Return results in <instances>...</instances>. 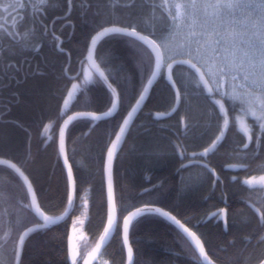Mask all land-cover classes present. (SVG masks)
<instances>
[{
  "label": "snow or ice",
  "instance_id": "1",
  "mask_svg": "<svg viewBox=\"0 0 264 264\" xmlns=\"http://www.w3.org/2000/svg\"><path fill=\"white\" fill-rule=\"evenodd\" d=\"M109 7L112 12L104 19ZM120 7L118 3L93 4L92 0H0V92L27 82L30 77L51 79L58 85L56 91L47 83L31 90L34 99L25 106L33 118L30 122L13 121L24 133L22 147L17 148L7 134L0 137V264H33L26 257L37 235L55 231L61 222L66 224L65 217L78 208L87 216L89 192L82 187L84 181L75 159L79 137L74 138V130L81 123L88 125L90 133L110 125L97 154L102 183L106 180L107 224L99 242L86 251L75 242L77 226L83 225L84 220L80 216L73 219L71 233L65 231L62 238H66L65 264H93L98 254H104L102 247L110 237H120V258L101 260L100 264H137L131 237L142 221L151 217L175 226L193 264H221L206 248L199 223L178 218L172 209L158 203L159 186L145 188L139 202L124 188L117 192L115 163L127 145L138 114L148 111L151 118L149 105L159 100L154 85L161 81L169 93L163 114L176 121L171 130L175 138L171 155L178 156L181 173L201 169L195 186L207 182L215 190L224 183L210 166V157L233 134L231 153L237 162L228 167L242 169L250 177L242 182L248 193L243 201L252 212L246 222L255 221L260 230L258 245L264 246V0H160L159 4L138 0L123 5L131 11L128 18L113 19ZM145 8L150 10L146 26L142 19ZM78 24L88 25L89 31L73 50L69 43ZM65 31L68 35L61 39ZM117 38H126L132 49L139 81L125 73L107 47L109 40ZM49 45L63 62L49 72L45 58V69L41 71L37 65L33 71L29 56L42 54ZM96 92L103 93L102 100ZM17 96L22 94L15 93L14 99ZM15 102L24 103L23 99ZM201 102L208 105V110L197 115L194 109ZM5 108L0 111V120L7 125L11 107ZM155 115L159 118L162 113L158 110ZM205 117L209 125L199 136L203 143L198 152L190 144L197 137L190 132ZM213 125L214 131L208 135ZM41 130H57L58 140L55 135L43 136ZM34 136L40 144L50 142L55 152L51 175L57 182L59 203L49 204V193L31 179ZM69 143L73 144L71 154ZM249 160L259 162V175L251 174ZM14 180L23 193L18 198L10 191ZM232 180L240 183L236 176ZM193 186L183 182L182 190ZM221 199L224 206L213 205L216 211L209 209L205 215L209 222L223 221L228 228L229 214L232 212L234 218L235 212L223 192ZM58 210H62L61 215H56ZM255 264H264V251L255 258Z\"/></svg>",
  "mask_w": 264,
  "mask_h": 264
},
{
  "label": "trees",
  "instance_id": "2",
  "mask_svg": "<svg viewBox=\"0 0 264 264\" xmlns=\"http://www.w3.org/2000/svg\"><path fill=\"white\" fill-rule=\"evenodd\" d=\"M137 2L138 0H92L93 4L101 3L109 6L113 3L120 4L121 7L112 15V18L117 20H125L131 15L130 9L123 7L124 4ZM150 2L153 0H145V3ZM154 2L159 4L157 0ZM109 12H112L110 7L104 13V19L108 18ZM149 16L150 10L145 8L142 16L145 26L149 22ZM57 29V35H59V25H57ZM88 31V25L78 24L69 47L75 50L80 44L82 36ZM67 35L68 32L65 31L64 36L60 38L65 39ZM107 47L113 51L117 64L123 65L125 73L132 80L139 81L140 73L136 68L133 51L127 44L126 38L109 40ZM45 58H47L49 72H54L63 62V59L49 45L42 54L29 56L32 70L36 71L37 65H39L40 70L43 71L46 67ZM73 62L78 67L75 64V57ZM40 83H47L53 91H56L58 87L54 80L40 81L30 77L27 82L18 86L13 84L10 89L0 92V111L6 110L5 106L10 105L11 107L7 125L3 120H0V137L7 134L17 148L24 144V133L14 126L13 121H31L32 113L25 105L34 99L31 90ZM163 84L164 81H161L154 86L155 95L159 97V100L149 105L152 112L151 118L148 111L139 114V119L135 121L128 134L127 145L121 153L120 159L115 163L114 182L118 194L119 190L124 188L126 194L130 193L139 202L143 198L140 194L144 192L145 188H152L153 185L159 186L158 203L172 209L174 214H178V218L190 219L191 224L199 223V232L204 234V239L207 241L206 248L219 259L221 264H255V258L261 251H264V246L258 245L260 230L255 221L246 222L252 217V212L243 201L248 193L244 190L246 186H243L242 182L250 177L242 169L230 171L226 168L228 164L237 162V157L231 153L233 134H230V140L224 144V147L210 157V166L217 170L224 183L215 190L207 182L195 186L196 178L202 175L201 169L192 168L188 172L181 173L178 156L171 155L172 142L175 139L171 130L176 123L175 119H159L155 115L158 110L164 113L169 100V93ZM17 92L22 96H17L15 99H23L24 103L15 102L14 95ZM95 95L101 100L103 99L102 92H96ZM52 104L54 107L55 100ZM194 110L197 115L202 114L208 110V105L201 102L200 106L195 107ZM193 123L194 121L190 117L189 124ZM208 125L209 121L205 117L199 121V127L190 132V135L197 137L190 144L198 152L202 151L199 145L203 143L199 136L208 129ZM106 127H110V125H102L90 133L88 125L81 123L74 130V138L79 137L75 145L78 153L75 159L84 181L82 187L89 192V211L85 217L82 215V209L78 208L71 214L66 224L65 222L61 223L55 231L49 232L47 235H37L32 240L31 251L26 257L33 264H65L66 238H62L65 231L71 232L72 220L77 216L84 220L83 225H78L76 229L79 248L90 251L95 243L99 242V235L103 231V226H106L107 213L105 180L102 183L97 154L106 139ZM212 131H214V125L208 131V135H211ZM41 132L43 133L42 130ZM51 135H55L58 139L57 130H53ZM43 147L44 144H40L34 136L32 140L34 163L29 166V170L33 172L31 179L36 181L38 187L49 193V204L59 203L60 194L56 190L57 182L51 175L56 162L55 152L51 143L45 148ZM38 148L39 151H37ZM72 148L73 144L69 143L70 154ZM191 150L190 148L189 155H191ZM248 162L252 165L249 170L251 174L259 175V162L253 160ZM185 163L188 162L185 161ZM233 176L238 177L240 183L234 182ZM2 180L3 175L0 174V181ZM183 182H191L194 186L188 190H182ZM10 191L17 198L23 195L15 180ZM222 192L227 197L228 205L235 212L234 218L233 213L230 212L229 227L226 230L221 221L219 223L209 222L205 215L209 209L216 211L213 205L224 206L225 201L221 199ZM79 203L78 201L77 204L79 205ZM2 207L3 205L0 204V208ZM61 214L62 210L56 212V215ZM2 235L3 233L0 231V236ZM181 236L182 234L178 235V230L173 225L161 218L144 219L131 237L137 264H193L191 256L187 252V245ZM119 248L120 237H114L104 251V259L118 260L120 258Z\"/></svg>",
  "mask_w": 264,
  "mask_h": 264
},
{
  "label": "water",
  "instance_id": "3",
  "mask_svg": "<svg viewBox=\"0 0 264 264\" xmlns=\"http://www.w3.org/2000/svg\"><path fill=\"white\" fill-rule=\"evenodd\" d=\"M155 86V85H154ZM139 115V114H138ZM159 118H162V119H166L167 118V116L166 115H164V114H162ZM133 126V125H132ZM132 126H131V128H132ZM131 130V129H130ZM227 169H229V170H238V168H229V167H227ZM105 182H106V180H105ZM70 212H71V210H69ZM69 217V216H68ZM68 217H65V220L68 218ZM208 220V219H207ZM112 238L113 237H110L109 238V240H107V241H105V244L103 245V247H102V252L105 250V248L108 246V244L110 243V241L112 240ZM79 239V238H78ZM78 239L76 238V240H75V242H76V244L78 245ZM100 256V254H98V256H97V258ZM96 258V259H97ZM96 262V260L95 261H93V264Z\"/></svg>",
  "mask_w": 264,
  "mask_h": 264
},
{
  "label": "bare ground",
  "instance_id": "4",
  "mask_svg": "<svg viewBox=\"0 0 264 264\" xmlns=\"http://www.w3.org/2000/svg\"><path fill=\"white\" fill-rule=\"evenodd\" d=\"M163 114V113H162ZM159 119H162V118H159ZM166 119H168V118H166ZM228 167V166H227ZM105 186H106V182H105ZM26 187V186H25ZM71 216V215H70ZM69 216V217H70ZM69 217L66 219V221L69 219ZM222 223H223V221H221ZM61 223H64V222H61ZM60 223V224H61ZM106 224H107V222H106ZM224 226V225H223ZM175 227V226H174ZM224 229L226 230L227 228H225L224 227ZM71 233V232H70ZM114 238V237H113ZM112 238V239H113ZM112 241V240H111ZM110 241V242H111ZM78 246V248H79V245H77ZM106 249V248H105ZM105 251V250H104ZM104 251H103V253H104ZM134 257H135V253H134ZM101 259H104V257H103V255H100L97 259H96V262L94 263V264H100V261H101ZM81 264H82V262H81Z\"/></svg>",
  "mask_w": 264,
  "mask_h": 264
},
{
  "label": "flooded vegetation",
  "instance_id": "5",
  "mask_svg": "<svg viewBox=\"0 0 264 264\" xmlns=\"http://www.w3.org/2000/svg\"><path fill=\"white\" fill-rule=\"evenodd\" d=\"M42 135H43V136H46V133H45V134H44V133H42ZM48 144H50V142H49ZM48 144H47V145H48ZM47 145H44V147H43V148H45V146H47ZM25 188H26V187H25Z\"/></svg>",
  "mask_w": 264,
  "mask_h": 264
},
{
  "label": "rangeland",
  "instance_id": "6",
  "mask_svg": "<svg viewBox=\"0 0 264 264\" xmlns=\"http://www.w3.org/2000/svg\"><path fill=\"white\" fill-rule=\"evenodd\" d=\"M237 18H238V16H237ZM247 179V178H246ZM101 260H105V259H101Z\"/></svg>",
  "mask_w": 264,
  "mask_h": 264
}]
</instances>
